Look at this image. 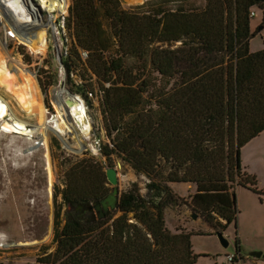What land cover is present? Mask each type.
<instances>
[{"label":"trees","instance_id":"obj_1","mask_svg":"<svg viewBox=\"0 0 264 264\" xmlns=\"http://www.w3.org/2000/svg\"><path fill=\"white\" fill-rule=\"evenodd\" d=\"M254 6L262 8V3L205 0L201 10L149 12H169L174 25L200 30L201 36L171 52L181 81L167 106L156 113L149 135L137 137L121 133L117 122L118 84L124 70L118 45L122 1L72 0L66 17L71 46L63 64L79 70L84 80L76 93L87 97L101 92L105 127L109 135L117 134L112 146L100 145L98 157L71 162L61 183L54 184L55 249L44 247L33 264H197L192 232H173L166 225L169 200L164 193L172 194L166 185L149 182L146 197L134 184L121 194L115 210L103 218L95 216V204L113 190L100 158L110 160L114 151L136 171L160 176L164 182L191 184L190 205L208 220L217 219L222 230L237 222V186L264 194L240 161V149L264 131V48L250 50ZM189 11L202 12L199 25L187 17ZM139 89L151 100L170 92L166 86L150 88L147 78ZM49 150L56 158L54 151L60 147L55 137L49 140Z\"/></svg>","mask_w":264,"mask_h":264},{"label":"rangeland","instance_id":"obj_2","mask_svg":"<svg viewBox=\"0 0 264 264\" xmlns=\"http://www.w3.org/2000/svg\"><path fill=\"white\" fill-rule=\"evenodd\" d=\"M8 1L0 0V46L1 43L6 45L9 41L8 47L0 48V51L11 58L10 52L13 50L24 59L29 70L37 74L39 66L28 53L26 42L19 35L21 16L14 8H7ZM36 1L34 0V3L37 4ZM121 1L124 21L123 34L118 45L121 47L124 70L122 80L118 84L117 122L121 133L144 137L154 128L157 122L156 113L167 106L174 94L176 84L181 81L180 73H175L176 66L171 52L191 38L198 40L201 36L200 30L187 28L183 24L174 25L169 12L159 16L151 15L149 12L155 13L160 9L170 12H177L179 9L201 10L205 0ZM71 3L72 0H69L65 12H61L60 7L55 5V16L54 19L50 17L53 20L49 24H44L43 16L46 14L42 10L36 11L35 18L26 17L28 23L35 21L43 26V29L46 25L47 28L50 27L51 24L50 29H55L54 36L50 38H48L49 34H45L48 29L45 32L42 30L37 37V40L47 44L45 70L49 80L46 84L39 86L38 90L43 93L46 111L45 137L52 174L51 212L49 213L47 204L48 171L43 158L44 145L39 141L41 133L38 134L39 138L32 140L34 144L29 142L31 136L26 132H12L0 136V142L10 143L14 147V151L4 156L6 160L0 163V264H33L44 247L49 246L48 251L55 249V245L51 244L54 184L61 183L64 171L71 162L90 155L98 157L100 145L108 143L112 146L117 134V131H112L109 135L105 127L101 92L97 91V96L88 94L87 97L80 91L76 93L77 85L82 84L84 80L79 70L67 69L63 64V59L69 56L71 46L66 27V17L69 15ZM263 6L262 3V8L253 7L255 16L252 19V25L254 26L253 36L256 34L264 38V33L261 32L264 30ZM28 7L35 9L33 1L28 0ZM28 7L24 6V9L28 11ZM2 14L8 19L9 25H6ZM187 17L194 24L199 25L202 12L189 11ZM260 27L262 30H259ZM259 42L257 37L253 45ZM81 55L86 58L84 50H81ZM144 78L150 81V88L153 85H161L166 86L170 92L161 98L149 99L139 89L140 81ZM1 94L10 102L12 109L18 111L10 93L5 88L1 90ZM74 101H78L82 106L93 137V142L82 153L69 147V142L65 140L68 134L67 128L62 127V123L69 125L63 112L66 109L69 110ZM19 116L28 122L27 129L37 122L36 114L28 116L19 114ZM71 117L73 118L72 112ZM51 137L57 139L60 147V151H54L56 158H52L49 150ZM29 149L32 150L29 151ZM13 156L17 159H10ZM110 157V160L106 157L100 160L105 165V169L111 167L116 170L119 197L134 184L142 195L148 197L150 192L147 185L151 181L166 185L171 190L170 197L164 193V197L169 200L164 208L166 225L173 232H192L193 249L198 254L197 264H264V194H257L246 187L237 186L235 188L237 222H232L222 230L216 224L217 219L208 220L203 213L190 205L192 193L191 187H186L187 184L164 182L161 181L160 176L136 171L116 151ZM64 158L68 160L67 163H64ZM240 161L243 167L247 162L249 173L247 171L246 173L249 175L253 173L257 179V188L264 190V133L240 149ZM94 212L98 217L99 211L95 209ZM192 214H196L197 217L192 218ZM117 215L119 212L115 213V216ZM48 226L50 233L45 239L44 235ZM217 231L223 233L228 241L227 246L221 244ZM237 240L241 244L239 252L241 260L238 261L235 258L237 262L232 263L228 257L234 255L238 257ZM255 251L262 252L261 257L251 256V253Z\"/></svg>","mask_w":264,"mask_h":264},{"label":"bare ground","instance_id":"obj_3","mask_svg":"<svg viewBox=\"0 0 264 264\" xmlns=\"http://www.w3.org/2000/svg\"><path fill=\"white\" fill-rule=\"evenodd\" d=\"M31 1H33L35 9L28 7V0H9V6L6 5L7 8H14L18 14H20L22 20L20 24L21 32L19 35L23 41L26 42L28 53H30L35 63L39 66V71L37 74L32 73L24 63V59L15 54L13 50L10 52L11 58H8L2 51H0V136H5L7 133L12 132H26L31 136V141L29 142L34 144L32 140L39 138L38 134L39 132L41 133L39 141L44 145L43 158L48 171V178L46 179L48 184L47 204L50 213L52 174L49 166V154L45 137L46 111L43 102V93L38 90L39 86L46 84L49 80L48 73L45 70V64H47V44L37 40V37H39V33H41L42 30L45 32V30L48 29L45 34H49L50 36L48 38H50L54 36L55 29H50L51 24L50 27L47 28L46 25L43 29V26L35 23V21L28 23L26 17L35 18L36 11L41 12L42 10V12H45L46 14L43 16L45 19L44 24H49L55 16V5L60 7L61 12H65L69 0H48L47 2L37 0V4L34 3V0ZM47 4L49 6H47ZM24 6L28 7V11L24 9ZM2 16L4 17V14H2ZM50 17H53V19ZM4 20L6 21V25H9L6 17H4ZM1 44L0 48L5 49L8 47L9 41L6 42V45H4V43ZM3 88L10 93L18 111H14L10 102L1 94ZM71 112L73 118L71 117ZM19 114L25 116L36 114L37 122L31 124V128L27 129V125H29L28 122L20 118L21 115L19 116ZM63 114L69 121V125L62 123V127L65 126V129L67 128L66 130L68 132L65 140L69 142V147L72 150L79 153L84 152L86 147L93 142V137L82 106L78 101H74L71 108H69V110L66 109ZM55 133H58V131H55ZM31 150L29 149V151ZM13 151L14 147L12 144L0 142V163L6 160L4 159V156H8V154ZM10 159L16 160L17 157L13 156ZM49 233L50 227L48 226L47 232L44 235L45 239L48 237Z\"/></svg>","mask_w":264,"mask_h":264},{"label":"water","instance_id":"obj_4","mask_svg":"<svg viewBox=\"0 0 264 264\" xmlns=\"http://www.w3.org/2000/svg\"><path fill=\"white\" fill-rule=\"evenodd\" d=\"M256 1L263 3L264 5V0H256ZM263 14H264V6H263ZM105 172H106L107 180L109 184L113 187V190L102 201L95 204L94 209L99 211V215H98L99 218H103L105 213H109L111 210H115L119 200V191L117 188V184H118L117 172L114 168L111 167L106 168ZM196 217H197L196 214H192V218L195 219ZM217 236L223 246L228 245V241L224 237L221 231H217ZM261 255L262 252L260 251H255L251 253V256L253 257H260Z\"/></svg>","mask_w":264,"mask_h":264},{"label":"crops","instance_id":"obj_5","mask_svg":"<svg viewBox=\"0 0 264 264\" xmlns=\"http://www.w3.org/2000/svg\"><path fill=\"white\" fill-rule=\"evenodd\" d=\"M252 19H253V17L251 18V31H252V33L254 34V32H253V28H254V26L252 25ZM259 30H262V28L260 27V29ZM262 32V34L264 33V30H262L261 31ZM257 35L255 34L252 38H251V40H250V50L251 51H257V50H260V49H262V48H264V38H263V36H257L258 37V39L260 40V42L257 44V45H253V43H254V41L257 39V37H256ZM264 133V131L263 132H261L258 136H256L255 138H253L252 140H250L245 146H247L250 142H252L253 140H255L256 138H258V137H261V135ZM245 146H243V147H245ZM242 147V148H243ZM247 163V162H246ZM246 163L244 164V167H243V170L246 172L247 170H249L248 169V165H246ZM248 172V171H247ZM249 173V172H248ZM250 174H252L253 175V173H250ZM186 187L188 188V187H191L190 188V190H191V193H193L194 192V188H193V186L191 185V184H187L186 185ZM238 187H242V186H238ZM187 193L189 194V191L187 190ZM235 223V222H234ZM237 225V224H236ZM240 247H241V244H240V241H238V245H237V248H238V257H236V259H238V261H240L241 260V257L239 256V252H240ZM261 257V256H260ZM255 258V257H254ZM256 258H259V257H256ZM235 262H237V260H235ZM234 264V263H233Z\"/></svg>","mask_w":264,"mask_h":264},{"label":"built area","instance_id":"obj_6","mask_svg":"<svg viewBox=\"0 0 264 264\" xmlns=\"http://www.w3.org/2000/svg\"><path fill=\"white\" fill-rule=\"evenodd\" d=\"M254 16H255V11L252 10L251 13H250V17L252 18V17H254ZM228 258H229V260L233 263V262H235V258H236V256H235V255H234V256H229Z\"/></svg>","mask_w":264,"mask_h":264}]
</instances>
